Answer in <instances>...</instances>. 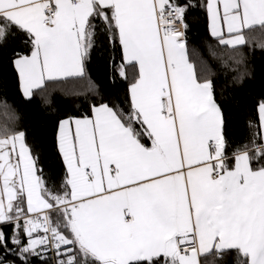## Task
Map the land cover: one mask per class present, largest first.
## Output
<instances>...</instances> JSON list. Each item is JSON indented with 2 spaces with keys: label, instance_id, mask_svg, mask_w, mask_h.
Segmentation results:
<instances>
[{
  "label": "snow or ice",
  "instance_id": "obj_1",
  "mask_svg": "<svg viewBox=\"0 0 264 264\" xmlns=\"http://www.w3.org/2000/svg\"><path fill=\"white\" fill-rule=\"evenodd\" d=\"M197 8L220 70L264 35V0H0V51L24 46L10 62L26 99L94 89L98 50L126 84L123 99L59 119L55 177L4 103L0 264H264V100L247 141H230L227 80L188 46Z\"/></svg>",
  "mask_w": 264,
  "mask_h": 264
},
{
  "label": "trees",
  "instance_id": "obj_2",
  "mask_svg": "<svg viewBox=\"0 0 264 264\" xmlns=\"http://www.w3.org/2000/svg\"><path fill=\"white\" fill-rule=\"evenodd\" d=\"M189 29L187 41L190 48L203 53L206 59L207 46L214 44L208 33V20L203 9H193L187 17ZM251 47H244L241 53L233 54L235 59L229 60V67L219 69V60L209 59L213 70L219 72V83L227 80L225 95L221 97L225 117L226 135L233 143L246 142L253 129L249 128V121L257 122V105L264 100V51L256 45L264 43V35L251 33ZM23 45L18 40L9 39L6 47L0 51V124L5 122L4 103L9 108V114L14 113L18 119L16 126L27 132V141L39 148V166L46 176L53 177L63 172V163L54 147L55 129L59 119L67 115H81L88 111L90 104L99 102L109 96H120L126 89V84L117 79L112 82V70L109 63L110 53L107 51L94 52L88 64V74L95 84L89 90L85 87L73 89L55 88L47 94H38L31 100L26 99L20 90L17 73L12 65V51H21ZM222 51V50H221ZM227 59V57H224ZM119 56L117 54V62ZM242 72L251 73L242 81L234 80ZM46 97V99H45ZM201 264H217L212 254L201 257ZM230 264H235V256L230 258Z\"/></svg>",
  "mask_w": 264,
  "mask_h": 264
},
{
  "label": "crops",
  "instance_id": "obj_3",
  "mask_svg": "<svg viewBox=\"0 0 264 264\" xmlns=\"http://www.w3.org/2000/svg\"><path fill=\"white\" fill-rule=\"evenodd\" d=\"M200 260H201V258H200Z\"/></svg>",
  "mask_w": 264,
  "mask_h": 264
}]
</instances>
